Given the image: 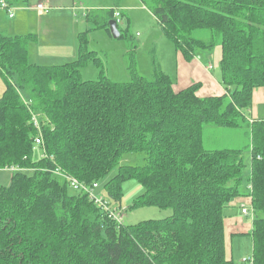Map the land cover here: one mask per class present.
<instances>
[{
    "label": "trees",
    "instance_id": "16d2710c",
    "mask_svg": "<svg viewBox=\"0 0 264 264\" xmlns=\"http://www.w3.org/2000/svg\"><path fill=\"white\" fill-rule=\"evenodd\" d=\"M141 1L185 60L221 47L225 94L200 97L199 84L175 91L154 54L152 76L138 75L135 47L129 82H113L102 71L83 81L89 60L101 67L86 50V32L78 36V58L54 66L29 62L34 35L0 33V170H29L0 185V264H234L225 255V210L241 197L254 214L253 264H264V119L249 117L254 91L264 89V0ZM105 13L87 20L111 36L114 9ZM32 114L40 119L44 159H34ZM242 125L250 135L242 149L205 147L211 128ZM247 150L250 175L242 190ZM124 153H142L145 165L120 166ZM115 168L104 184L110 208L120 203L122 185L136 180L144 192L129 209L172 215L118 225L53 175L60 169L91 186Z\"/></svg>",
    "mask_w": 264,
    "mask_h": 264
},
{
    "label": "rangeland",
    "instance_id": "374dc122",
    "mask_svg": "<svg viewBox=\"0 0 264 264\" xmlns=\"http://www.w3.org/2000/svg\"><path fill=\"white\" fill-rule=\"evenodd\" d=\"M9 3V6L13 9L14 18L9 19L7 13L0 8V33L5 36H27L34 35L36 39L41 32L40 40L34 46L31 41L28 43L29 49L33 53L34 47L43 54L52 55L48 50H56L55 43H51V39H47V32L45 23L38 21L39 14L34 9L37 4H43L50 9L49 14H57L58 9L68 10L67 12H61L58 21H53L47 27V31L53 33L57 30V34L61 31V34H68V31L76 30L77 36L85 33V40L87 41L86 50L88 52H94L95 56L100 60L101 67H97L92 60H89L86 65L81 69L80 76L83 81L97 80L100 77L101 71L111 81L117 83H126L130 81V54L134 49V60L136 65L137 74L150 78L152 76L151 58L154 57L157 63L161 66V70L167 75L173 71V56L174 48L173 44L163 35L159 28L155 18L152 14L143 8V5L138 0H127V10L120 11L121 15L117 23L118 30L122 34H126L127 39H113L102 30L98 29L96 25L89 22L85 16L86 11L90 5L99 4L103 8H111L113 0H54L52 3H48L45 0H5ZM45 1V2H44ZM58 6V7H55ZM109 6V7H108ZM113 6V5H112ZM108 10V9H107ZM106 11V10H105ZM101 13V12H99ZM95 12L91 13L95 16ZM102 14V13H101ZM106 15V13L104 12ZM45 14L43 17H47ZM15 22H19L13 25ZM58 25L55 28L52 25ZM88 24L91 26L88 27ZM62 26L64 28H62ZM49 33V34H50ZM51 43V44H49ZM48 45L52 46L48 49ZM78 47V39H77ZM45 60V59H42ZM31 64L41 66H54L64 64L58 60L49 58L46 61H37L33 63V57L29 58ZM67 62V61H64ZM214 74H217L220 78V69H216ZM2 91L0 92V97ZM23 99H26L24 95ZM260 114L264 116V105H260ZM251 118V115L249 114ZM216 131V132H215ZM213 131L204 133L205 147L207 149H242L250 141V135L246 126H241L240 129H222L218 128ZM39 152L34 154V159H38ZM245 171L243 174V182L240 189H246L248 186V178L250 175V152L247 150L242 155ZM146 160L142 153H124L119 161V165L130 166H143ZM117 171V168L113 169L105 179L98 183L99 187L95 190V194L105 197L104 184L112 178ZM11 172L1 169L0 170V185L9 186ZM73 194L72 190H68ZM144 192V188L136 181L129 180L122 185V195L120 203L115 205L122 214L123 225H135L147 220H162L172 215L171 209L161 210L155 207H139L132 208L135 198L140 196ZM248 197L245 200L248 202ZM246 207L249 203H243ZM228 210H225L226 216ZM236 216H239V211H234ZM238 212V213H237ZM243 216V215H242ZM244 217L245 224L251 225V220ZM226 220V219H225ZM251 230V229H250ZM248 231L250 233L251 231ZM230 233V223H225V234ZM227 251L228 254H233L234 264H242L243 259H248L252 255V239L250 235L227 236Z\"/></svg>",
    "mask_w": 264,
    "mask_h": 264
},
{
    "label": "crops",
    "instance_id": "0c3cea01",
    "mask_svg": "<svg viewBox=\"0 0 264 264\" xmlns=\"http://www.w3.org/2000/svg\"><path fill=\"white\" fill-rule=\"evenodd\" d=\"M45 1H47L48 3H52L54 0H45ZM138 1L143 5V8L146 9L142 1L141 0H138ZM112 3L113 4H111V8H103V6H100L99 4H96V5L91 4L89 9L86 11L87 12L85 14L86 18H87V15H89V13H92V12L96 13L95 16H99L100 18H102L106 16L104 12L107 9L109 10L113 8L114 12H120V11L123 12V10L128 9L127 7H130L127 4V0H113ZM37 5L34 6L35 10H36L35 7ZM55 7H58V6H55ZM56 11H58L57 14L55 13L49 14L50 9L47 13H38L37 11V13L39 14L38 21H41V23L42 22L45 23L44 25L46 26L47 39L49 40L51 39V43H55L56 50H48L49 52L52 53V55H48V54L45 55L41 51H38L37 48L35 47L32 53L31 49H29L28 47V59L30 57H33V61H34L33 63H37V61H46L47 59L52 58L60 62H63L65 64V63L74 61L78 58V47H77L78 36H77V32L75 29L68 31V34H65V35L61 34L62 33L61 31H59V33L57 34V30L53 33H50V30L49 32L47 31V27L49 26V24L55 20L58 21L57 17H59V14L61 12H67L68 10L58 9ZM99 12H101L102 14ZM6 13L9 19L14 18L13 9H12V13H13L12 17H9L8 12ZM45 14H48V16L44 18L43 16ZM120 16H123V15H121L120 13ZM18 23L19 22H15L13 25H16ZM56 26L58 25H52L53 28H55ZM88 27H90L91 29V26L89 24H88ZM62 28L64 27L62 26ZM38 35L39 36L36 39L33 38V40L31 41V43H33L34 46L41 39L40 31ZM51 48L52 46L48 45V49H51ZM221 52L222 51H221L220 46L215 47L212 51H199L198 54H196V56L192 60L189 61V60H185L182 54L174 49V56L172 58L173 71L171 74L168 75L173 82L174 90L181 91V90H184L192 86L193 84H199L200 89L197 95L200 97L221 96L225 94V91L223 87L221 86L219 79L217 77V74H214L215 70L219 69V64L221 60ZM42 59H45V60H42ZM64 61H67V62H64ZM4 90H5V84L0 76V92L2 91V94H3ZM260 105H264V89L262 88L256 89L254 91L253 105L249 112V114L251 115V118H250L251 120L264 119V116H261L260 114ZM242 192H245V191H242ZM247 199H248V202L245 200V197H241V198L234 200L232 202L233 207L228 209V212H227L228 215L226 216L225 214L226 220H224V232H225L226 221H229L230 223V233L225 234V255L228 260L234 261L233 254L232 255L228 254V251L226 248L227 236H230L231 239H233V236L249 235L251 232L248 233V231L250 229H251L250 231H252V220L248 216H245L249 218V220H251V225L245 224L244 217H243L244 215L242 216L241 214V208L245 206L243 203H250V199L249 198ZM235 210L239 211V214H240L239 216L234 215Z\"/></svg>",
    "mask_w": 264,
    "mask_h": 264
},
{
    "label": "built area",
    "instance_id": "2783aa9c",
    "mask_svg": "<svg viewBox=\"0 0 264 264\" xmlns=\"http://www.w3.org/2000/svg\"><path fill=\"white\" fill-rule=\"evenodd\" d=\"M0 8L8 12L9 17L13 16L12 9L5 0L0 1ZM35 8L38 11V13H47L49 11V8H47L43 4H38ZM113 18L116 21V23H118L119 18H120V13L114 12ZM31 123L34 129L37 131V136L34 138L33 150L39 152V157L44 159L46 158V152L43 146L42 138L39 134L40 119L37 114H32ZM4 170L10 171L11 174L15 172H29V170L16 168L14 166L6 167ZM53 175L56 178L68 183L70 189H72L73 191L86 195L91 201L95 203L97 207L108 211V217L112 219L113 221H115L118 225L122 224V214L120 213L119 208L118 207L110 208L108 201L105 200L103 196H99L95 194V190L98 189L99 187L98 183H93L91 186H87L84 183H81L80 181H78L77 179L67 175L60 169H56L53 172ZM248 189H249V193H251L252 191L251 186H249ZM241 214L244 216H248L251 220H253L254 218L253 210L246 206L241 208ZM242 263L243 264H253V258L250 256L248 259H243Z\"/></svg>",
    "mask_w": 264,
    "mask_h": 264
},
{
    "label": "water",
    "instance_id": "95a60500",
    "mask_svg": "<svg viewBox=\"0 0 264 264\" xmlns=\"http://www.w3.org/2000/svg\"><path fill=\"white\" fill-rule=\"evenodd\" d=\"M117 23L115 20H112L109 22V31H110V35L113 39H119L120 37V32L118 31L117 27H116Z\"/></svg>",
    "mask_w": 264,
    "mask_h": 264
}]
</instances>
